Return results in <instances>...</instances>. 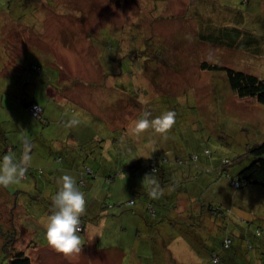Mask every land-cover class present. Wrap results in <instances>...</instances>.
Listing matches in <instances>:
<instances>
[{"label": "rangeland", "instance_id": "1", "mask_svg": "<svg viewBox=\"0 0 264 264\" xmlns=\"http://www.w3.org/2000/svg\"><path fill=\"white\" fill-rule=\"evenodd\" d=\"M209 23H236L235 33L248 36L253 51L202 40L200 33ZM16 59L22 64L20 76L9 66ZM204 61L264 77V0H0V72L4 71L0 76V157L7 146L27 138L39 158L31 161L30 169L26 167L33 169L32 174L2 186L12 199L18 192L22 202L0 203V264L7 263V250L10 255L14 250L23 251L33 264H129L143 249L127 232L135 224L123 221L119 209H113L118 215L112 218L114 223L90 224L91 237L79 233L82 243L77 253L65 254L48 244L44 228L48 215L41 214L42 206L51 214V197L58 189L54 175L50 176L49 161L60 154L55 152L60 127L57 132L42 133L39 124L24 126L23 115L21 120L14 118L21 112L22 102L32 96L46 102L45 84L38 83L34 64L44 72L60 71L69 100L80 102L78 105L86 102L90 112L101 108L112 118L111 112L118 108L128 140L137 139L128 129L143 112L150 111L153 117L163 111L175 112L167 140L161 142L158 134L146 130L138 138L140 152H123L125 162L143 160L138 173L147 179L150 174L144 167L155 149L154 153L169 157L166 165L173 168L162 192L174 189L173 196L182 200L213 201L224 213L206 218L209 222L203 228L199 222L195 232L202 238L198 241L194 236L198 250L174 252L170 244L169 249L164 248L163 240V251L167 258L171 253V259L162 256V264H180L173 257L184 260L182 264H196L197 258L207 262L214 249L224 251L226 237L232 242L222 254L223 264H264V187L234 188L218 167L228 166L227 172L234 177L250 163L249 148L264 141V105L255 98L239 97L225 73L203 69ZM11 77L15 82L12 90L5 81ZM48 105L54 110L56 103L49 100ZM89 117L93 124L100 121ZM205 149L212 152L211 157L205 156ZM194 153L199 156L197 164L175 161L187 160ZM105 157L108 162L114 160V151ZM226 158L231 159L227 165L223 164ZM40 168L44 169L41 174L37 172ZM36 182L43 186L31 191L30 185ZM160 196L163 194L155 196L156 202ZM112 202L114 206L119 203ZM140 205L138 202L136 208ZM186 206L181 202L180 209ZM125 212L138 214L130 208ZM190 214L199 219L194 210ZM186 216V212L175 211L173 218ZM157 221L161 229L177 230L171 217ZM190 224L183 222L185 228ZM95 247L111 252L117 248L118 253L98 252Z\"/></svg>", "mask_w": 264, "mask_h": 264}, {"label": "crops", "instance_id": "2", "mask_svg": "<svg viewBox=\"0 0 264 264\" xmlns=\"http://www.w3.org/2000/svg\"><path fill=\"white\" fill-rule=\"evenodd\" d=\"M16 57L19 58L21 56H15V58ZM19 60L20 59L14 60L15 63L10 64L9 66L14 67V74L15 71L18 70L17 74L20 76L22 73V64L20 65ZM50 64H52V68L55 69L54 63L50 62ZM33 69L38 72V83H40V85L45 84L44 94L47 96L46 102L41 100L39 97L32 96L29 98V100H24L22 102V110L19 114L14 115V118L21 120L20 116L23 115V117L26 119L24 120V123L22 122L24 126L28 124V128H30V126L33 124H39V127H42V133L45 130L49 131V133L57 132L56 128L60 127V129L58 128V137L60 139L57 140V148L55 151L60 154L51 160V162L49 161V170L53 172V174H50V176L54 175L53 180L56 181V184H58V180L63 174L70 173L74 175L77 178L80 190L85 193L87 203H89L87 204L86 210L82 216H84V218L89 221V219H93L97 213L103 214V216L95 225L106 226V224H109V221L114 223L112 218L114 220V217H118V215L113 212V209H119L122 212L120 218H122L123 221L130 223V225L131 223H133L132 225L135 224V226H132V230L127 232L129 234L132 233L133 237L136 238L138 242H140L138 230L139 228H143V212L147 207V200L149 199V197L148 199L145 197L144 193L149 191V188L153 186L155 187V185H150L149 183L147 184L146 181H141L139 175L135 178L132 177L133 180H130V176L128 174H124V172L122 173L121 170L125 166H129L133 163L132 161L130 163H128L129 161L125 162L124 156L128 153L133 155L135 152H140L141 142L139 143L138 138L136 140L133 138L128 140L127 133L125 134L127 128L120 123V116L118 115L117 111L118 108L111 112L114 114L112 118L108 116V111L105 112L101 108L94 112H90L86 102L83 101L81 102V105H78L77 103L80 104V102L75 104V101L69 100L70 97L66 93V82L64 83L61 81L60 71L59 73H57V71L51 73V71L44 72L43 68L40 71L36 68ZM3 72L4 71L0 72V76ZM5 81H7V86H10L12 90V87L15 86L13 78L11 77V79ZM49 100L56 103L54 110L49 108ZM31 101H36L42 105L43 117L44 120H46V123L35 120L30 116V114H27L26 108ZM78 109L80 110L77 112L76 110ZM111 109L113 108L111 107ZM91 113L94 114L91 115ZM24 115H27V117ZM89 116H95V118L100 119V121H98L97 124H93V120H91ZM119 130L122 131L120 132ZM109 132H112V134ZM12 136L13 135H11V138L16 141ZM3 138L6 139V141L10 140L7 135H5ZM25 141L28 142L27 148L25 146ZM18 144L19 145L12 144L7 146L4 155H11L18 164L24 163L26 159V167L30 169V164L32 163L31 161L39 160V158L35 155V146L33 143H30L27 138L18 141ZM113 151L114 160L111 159L110 162H108L105 154L108 153L112 155ZM123 152H126L124 156ZM40 170H42V172ZM43 171L44 169L42 168L37 169L39 174L43 173ZM29 173L32 174L33 169L30 171L25 170L20 178L22 179L23 177L25 179L28 177ZM38 176L40 177V175ZM87 179L90 181H87ZM30 186L31 191H33V188H41L43 185L36 182L35 184L32 183ZM130 186V190L137 187L139 191H141V193H138L137 195V198L139 197V201H136L135 205H132V207L134 206L132 211L137 212V216L128 215V213L125 212L127 207L123 209V207L115 205L108 208L109 204L113 203L112 201L120 203L123 200L133 199L135 194H130L128 189ZM126 192H128L130 196L129 194H126ZM165 192L171 193L173 191L165 188ZM156 193L158 195L159 193L162 194L163 192L161 190H157ZM17 194L18 192L15 193V197L12 199L10 198L12 195L7 194L2 186H0V203L5 201L10 203L12 200H14L16 205H21L22 201L20 202L17 199ZM171 194L173 195L174 193ZM113 197H115V200H113ZM172 197L175 198L176 196ZM37 198L38 196L35 199ZM152 198L154 199L153 201L156 202V197L153 196ZM164 201L167 202L170 201V199L166 197V195L157 198V203H162ZM138 202H141L140 209L136 208ZM43 215L47 216L49 214L47 209L42 206L41 216ZM131 218L135 221H133ZM90 223L91 222H88L87 229L88 227L90 228ZM121 228L124 229L123 226H121ZM135 229L136 231L134 232ZM90 231L87 230V237L92 236ZM123 233L124 230H122L121 234ZM99 234H102L101 229L98 235ZM99 240L100 238H97V242H99ZM119 245H122L121 238L119 239ZM107 249L108 248L96 249L95 247L94 250L98 252L100 250H106L113 254L118 253L116 250L117 248L114 250V252H111L110 249Z\"/></svg>", "mask_w": 264, "mask_h": 264}, {"label": "trees", "instance_id": "3", "mask_svg": "<svg viewBox=\"0 0 264 264\" xmlns=\"http://www.w3.org/2000/svg\"><path fill=\"white\" fill-rule=\"evenodd\" d=\"M52 1V0H51ZM236 24V23H235ZM235 24H223V25H218L209 23L210 25L208 28H205L203 31H201V39L206 41H212L214 43H221L225 42L227 45L246 49V50H252L251 45L252 40L248 36H242V34H237L236 28H233ZM232 27V28H231ZM115 43L118 45V40L115 39ZM201 67L203 69H208L210 71H221L224 72L230 88L241 98L244 97H251L255 98L259 103L264 105V77L255 75L253 73L245 72L242 70H237L235 68L226 66L224 64L220 63H213V62H208L204 61L202 62ZM33 68H36L37 70H42V67L39 65H33ZM32 103H38L36 101H31L27 105V113L28 115L35 119L42 121L46 123V120H44L43 117V107H42V114L40 118L33 117L29 111V107ZM155 149H152L151 151V156H148V164L147 166L144 167V171L148 169V173L150 174L148 178L144 179V177H140V174L138 171L141 168L142 161L140 158L136 160L134 163H132L129 166H125L121 172L124 174H128L130 176V180H133L132 177H136L139 175L141 181H146L147 184L149 183L150 185H155V187L149 188V191H146L145 197L148 199L147 200V207L143 212V228H139L138 233H139V241L143 245L142 253H138V255L135 254L134 258H130L129 264H156L157 262H160L162 264V261L165 262L164 258H167V254L163 251V246L161 243H163L164 240V248L169 249V244L170 247L173 248L174 252L182 253V251H187V250H198L196 246L197 240L199 241L202 237L195 232V230H199V222L202 225V228L205 227L204 224L205 222H209L206 220V218H209L211 220V217L215 214H221L222 212L224 213L223 209H221L220 206L215 204L213 201H205L201 198L197 199L196 201H193L186 197L185 200H182L180 197H172L173 195L171 193H165L163 192L162 194L170 199V201L167 202H162V203H157L153 201L154 199L152 198L153 196L151 195L150 197V192L157 190H161L164 187H167L165 185L166 181H169L171 178V173H172V167L166 165L169 161V157L166 155H161L154 153ZM205 156L207 158L212 156V152L209 149H205L204 151ZM249 153L250 156L252 157V160L250 161L249 164L246 166L242 167L236 175L233 177L229 175V172H227L228 166L224 167L222 164L218 167H221V174L228 175L230 177V182L231 185L234 188H241L243 186L247 185H258L261 187H264V141L259 142L254 144L249 148ZM146 157V156H145ZM144 157V158H145ZM199 160V156L197 154H192L190 157L186 159H176L175 161L178 163H187V165H193L197 164ZM231 159L226 158L223 162V164L227 165ZM215 168H217L215 166ZM42 172V170H40ZM136 174V175H134ZM133 175V176H132ZM177 182V181H176ZM131 186L128 188L129 192L131 195L135 194V197L133 199H128V200H123L118 204L119 207H130L132 210L133 207L132 205H135L136 201H139L137 198L138 193H141L137 187L134 189H131ZM126 194H129L126 192ZM129 194V196H130ZM172 197V198H171ZM183 197V196H182ZM181 202H184L185 205H187L185 208L180 209V204ZM188 203V204H187ZM108 204V203H107ZM196 204V206L194 205ZM114 204L111 203L109 204V207H113ZM132 207V208H131ZM107 208V207H106ZM161 209V211H159ZM102 210V209H101ZM194 210L197 216H199V219L194 218L191 216L190 212ZM175 211L179 212H186L187 216L183 218H179L178 220H174L173 215ZM103 216V214L97 213L93 219L86 220L84 216L81 217V233H86L87 232V224L88 222H91L90 224L94 225L100 220V218ZM172 218L173 222H175V226L177 230H169L168 228L164 227L161 229L159 226L161 225L160 222L157 221V219H169ZM195 220L198 221L195 222ZM151 221V222H149ZM184 221H191L190 226L191 227H186L183 225ZM93 222V223H92ZM195 226V227H192ZM145 231V232H144ZM196 237V239L194 238ZM170 239V241H168ZM160 240V241H159ZM195 240V243L194 241ZM162 241V242H161ZM231 238L226 237L222 240V248L224 251L219 252L218 249H214L211 251V255L209 256L208 261H195L196 264H223V258L222 254L223 252L227 251L231 247ZM202 243V242H201ZM7 245V244H6ZM6 250H7V246ZM8 261L6 264H33L31 258L25 254L23 251H13L10 255V251H8ZM165 254V255H164ZM143 258H142V257ZM164 257L161 259V257ZM171 259V253L169 254ZM137 258H139L137 260ZM176 262L181 263L184 260L180 259V257L176 258ZM172 261H174L172 259ZM194 263V262H193Z\"/></svg>", "mask_w": 264, "mask_h": 264}, {"label": "clouds", "instance_id": "4", "mask_svg": "<svg viewBox=\"0 0 264 264\" xmlns=\"http://www.w3.org/2000/svg\"><path fill=\"white\" fill-rule=\"evenodd\" d=\"M176 114L168 110L153 117L150 111H145L128 129L130 136L139 138L146 130L151 129L159 135L160 141H166L170 129L175 124ZM26 148L28 142L25 141ZM26 156V153H25ZM27 161L18 164L11 155L0 158V186L15 183L26 170ZM156 196L153 190L149 193ZM53 211L47 216L44 225L45 238L48 244L65 254L77 253L81 249V217L87 207L84 192L78 186L77 178L70 174H63L58 180V189L52 195Z\"/></svg>", "mask_w": 264, "mask_h": 264}, {"label": "built area", "instance_id": "5", "mask_svg": "<svg viewBox=\"0 0 264 264\" xmlns=\"http://www.w3.org/2000/svg\"><path fill=\"white\" fill-rule=\"evenodd\" d=\"M29 111L33 117L40 118L42 114V107L38 103H32L29 107ZM80 227L82 228V224Z\"/></svg>", "mask_w": 264, "mask_h": 264}]
</instances>
